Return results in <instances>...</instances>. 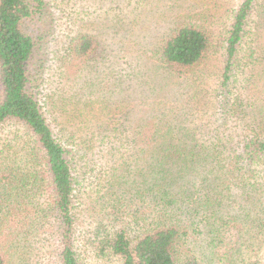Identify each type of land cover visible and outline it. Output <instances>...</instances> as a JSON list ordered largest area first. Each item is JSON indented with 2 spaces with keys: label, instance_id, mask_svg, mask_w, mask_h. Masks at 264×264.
Returning a JSON list of instances; mask_svg holds the SVG:
<instances>
[{
  "label": "trees",
  "instance_id": "trees-1",
  "mask_svg": "<svg viewBox=\"0 0 264 264\" xmlns=\"http://www.w3.org/2000/svg\"><path fill=\"white\" fill-rule=\"evenodd\" d=\"M256 1L242 2L226 34L221 92L216 96L225 114L222 138H199L196 129L149 119L127 140L132 154L122 155L123 160L115 161L101 177L90 208L110 211L99 215L90 239L80 242L75 152L70 140L60 141L47 121L39 98L41 66L35 67L42 48L28 31L29 22L43 16L45 3L0 0V131L6 124L24 131L20 143L18 137L0 150L4 247L18 241L15 251L28 256L35 244L28 237L40 236L41 242L52 241L55 264H82V249L120 264H264V101L255 121L246 123V107L229 90ZM99 45L91 34L79 33L67 44L63 61L96 60ZM210 49L206 30L179 25L158 47L159 68L174 72L180 89L181 73L198 69ZM188 83L187 79L190 89ZM81 90L74 89L70 97L84 110L92 102L81 101L87 96ZM170 97L176 101L175 95ZM166 104H161L165 115ZM84 121L88 116H81L82 125ZM93 136H100V149L115 160L111 134ZM70 137L79 139L76 134ZM193 234L198 237L189 241ZM4 247L0 246V264H8ZM185 248L191 250L184 254Z\"/></svg>",
  "mask_w": 264,
  "mask_h": 264
},
{
  "label": "rangeland",
  "instance_id": "rangeland-1",
  "mask_svg": "<svg viewBox=\"0 0 264 264\" xmlns=\"http://www.w3.org/2000/svg\"><path fill=\"white\" fill-rule=\"evenodd\" d=\"M243 1L44 0L43 16L29 22L28 31L38 38L42 48L35 62V67L41 66L40 102L45 105L47 121L55 136L62 142L67 137L75 152L73 175L78 184L74 205L80 242L90 239L97 220L110 211L96 206L90 208L97 198L96 191L101 188V177L115 161L123 160L122 155L127 158L132 154V145L127 140L139 127H146L149 119L169 121L172 127L196 129L199 138L218 135L222 138L225 114L216 96L217 90L221 92L226 34ZM179 25L199 26L211 36L208 57L194 72L181 73L184 80L178 82L180 89L176 86L174 72L159 68L162 63L157 54L161 41ZM79 33L91 34L98 40V57L81 61L69 58L64 62L67 44ZM234 62L229 90L233 98L241 99L249 113H245L243 121H255L264 101V0H257L254 5ZM187 79L192 85L190 89ZM81 88L87 94L81 101L90 98L92 102L84 110L73 104L70 97L74 89L82 92ZM185 91L189 92L188 97L178 94ZM174 95L176 101L170 97ZM166 101L165 115L161 104ZM81 116L82 119L88 116L84 125ZM99 133L113 137L115 160L108 159V154L100 149V136H93ZM23 134L24 131H18L13 124H6L0 131V150L5 145H13L18 137L20 143ZM72 134L79 138L76 142L70 137ZM230 145L234 146L232 142ZM3 227L0 228V246L4 247ZM12 232L13 237V228ZM196 237L197 234L191 235L189 241ZM28 238L35 243L28 256L25 251H15L18 241L4 247L8 264L29 257L24 264H55L52 241L41 242L40 236ZM189 250L185 248L183 253ZM192 250L198 253L197 249ZM83 251L82 264H120L114 258L97 259Z\"/></svg>",
  "mask_w": 264,
  "mask_h": 264
}]
</instances>
